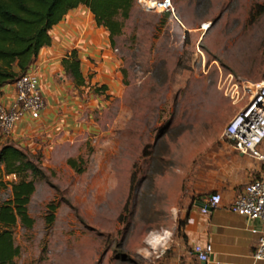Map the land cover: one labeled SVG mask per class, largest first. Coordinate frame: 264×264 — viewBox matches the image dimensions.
Returning <instances> with one entry per match:
<instances>
[{
	"label": "rangeland",
	"instance_id": "obj_1",
	"mask_svg": "<svg viewBox=\"0 0 264 264\" xmlns=\"http://www.w3.org/2000/svg\"><path fill=\"white\" fill-rule=\"evenodd\" d=\"M263 2L171 0L173 12H156L135 0L113 45L94 26L84 84L58 79L63 126L0 133V146L14 144L45 173L27 177L32 226H11L16 264H186L185 190L195 179L184 169L207 164L195 149L215 146L244 103H231L233 80L264 81V12L254 9ZM15 180L0 172V204Z\"/></svg>",
	"mask_w": 264,
	"mask_h": 264
},
{
	"label": "crops",
	"instance_id": "obj_2",
	"mask_svg": "<svg viewBox=\"0 0 264 264\" xmlns=\"http://www.w3.org/2000/svg\"><path fill=\"white\" fill-rule=\"evenodd\" d=\"M94 26L101 27L96 25L89 9L81 5L70 9L52 26L49 31L51 44L40 48L30 66L38 77L39 88L47 101L46 108L40 115L24 117L16 125L12 136L28 135L31 126H52L55 131L63 126L64 119H59L57 105L52 104L54 95L61 87L58 79L65 73L61 60L70 49L75 48L83 64L88 48L92 47L91 40L96 37ZM12 97L13 87L8 84L2 88L0 102L9 104ZM61 108L62 117L67 120L71 111ZM260 149L264 152V141ZM194 155L209 159L207 164L205 159H197L184 169L189 173L187 179H195L185 190L189 202L184 232L191 253L190 256L186 255V264H190V260L193 262L191 264H263L252 256L261 235V221L231 211L230 205L247 182L264 177V163L248 154L238 153L223 139L215 146L196 148ZM213 192L220 193L221 201L204 213L200 207L205 197ZM197 243L212 246L208 260L199 261L193 254L192 247Z\"/></svg>",
	"mask_w": 264,
	"mask_h": 264
},
{
	"label": "trees",
	"instance_id": "obj_3",
	"mask_svg": "<svg viewBox=\"0 0 264 264\" xmlns=\"http://www.w3.org/2000/svg\"><path fill=\"white\" fill-rule=\"evenodd\" d=\"M135 0H0V96L2 88L12 84L30 68L41 47L51 44L49 34L53 25L72 8L83 5L89 9L97 26L108 31L110 43L121 34L124 20L129 17ZM258 14L264 12V2L257 4ZM65 73L77 86L85 82L81 61L76 49L70 50L61 60ZM101 89H105L101 86ZM76 168V160L68 159ZM0 172L14 175L11 181V198L0 204V264H16L14 257L19 247L14 244L11 226L19 220L31 227L33 219L27 213V204L34 192L32 176L45 178V173L28 154L12 143L0 146ZM130 186V192H132ZM127 205V204H126ZM125 205V207H126ZM57 204L49 202L44 216L46 227L54 221ZM181 227V226H180Z\"/></svg>",
	"mask_w": 264,
	"mask_h": 264
},
{
	"label": "built area",
	"instance_id": "obj_4",
	"mask_svg": "<svg viewBox=\"0 0 264 264\" xmlns=\"http://www.w3.org/2000/svg\"><path fill=\"white\" fill-rule=\"evenodd\" d=\"M143 8L156 12H173L171 0H138ZM13 97L9 104L0 102V133L11 136L16 125L27 115H40L46 108V98L39 88V80L30 68L12 84ZM227 93L232 104L244 103L227 121L221 138L238 153L248 154L264 163V152L260 146L264 141V81H250L238 77L233 80ZM221 195L213 192L205 197L202 212L216 207ZM230 210L251 219L261 221V235L253 251V258L264 264V177L247 182L231 203ZM193 254L199 261H206L212 253V246L194 244Z\"/></svg>",
	"mask_w": 264,
	"mask_h": 264
},
{
	"label": "water",
	"instance_id": "obj_5",
	"mask_svg": "<svg viewBox=\"0 0 264 264\" xmlns=\"http://www.w3.org/2000/svg\"><path fill=\"white\" fill-rule=\"evenodd\" d=\"M212 208H209V210H211Z\"/></svg>",
	"mask_w": 264,
	"mask_h": 264
},
{
	"label": "bare ground",
	"instance_id": "obj_6",
	"mask_svg": "<svg viewBox=\"0 0 264 264\" xmlns=\"http://www.w3.org/2000/svg\"><path fill=\"white\" fill-rule=\"evenodd\" d=\"M157 241V240H156Z\"/></svg>",
	"mask_w": 264,
	"mask_h": 264
}]
</instances>
